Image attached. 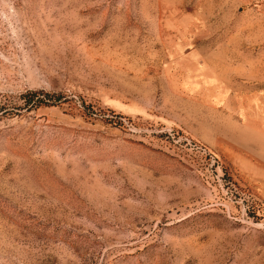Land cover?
Returning <instances> with one entry per match:
<instances>
[{
  "label": "rangeland",
  "instance_id": "rangeland-1",
  "mask_svg": "<svg viewBox=\"0 0 264 264\" xmlns=\"http://www.w3.org/2000/svg\"><path fill=\"white\" fill-rule=\"evenodd\" d=\"M0 264H264V0H0Z\"/></svg>",
  "mask_w": 264,
  "mask_h": 264
},
{
  "label": "trees",
  "instance_id": "trees-1",
  "mask_svg": "<svg viewBox=\"0 0 264 264\" xmlns=\"http://www.w3.org/2000/svg\"><path fill=\"white\" fill-rule=\"evenodd\" d=\"M23 97H25L26 101L28 102L26 104L31 103L38 107L40 105L54 104L51 103L53 102L52 99H57L60 97V95H56L55 93H49L43 90H29L23 94Z\"/></svg>",
  "mask_w": 264,
  "mask_h": 264
}]
</instances>
